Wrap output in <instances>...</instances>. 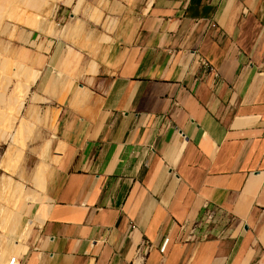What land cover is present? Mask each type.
<instances>
[{"label":"crops","instance_id":"1","mask_svg":"<svg viewBox=\"0 0 264 264\" xmlns=\"http://www.w3.org/2000/svg\"><path fill=\"white\" fill-rule=\"evenodd\" d=\"M17 40L19 264H264V0H62Z\"/></svg>","mask_w":264,"mask_h":264},{"label":"rangeland","instance_id":"2","mask_svg":"<svg viewBox=\"0 0 264 264\" xmlns=\"http://www.w3.org/2000/svg\"><path fill=\"white\" fill-rule=\"evenodd\" d=\"M61 1L0 0V237L8 242L4 245L5 259L3 255L0 260L5 264L17 258L16 249L26 234V223L18 213L29 180L24 164L28 146L22 142L29 124L23 107L31 85V70L35 72L20 61L25 57L17 39L20 32L39 29ZM28 18L36 20L34 29L20 23Z\"/></svg>","mask_w":264,"mask_h":264},{"label":"bare ground","instance_id":"3","mask_svg":"<svg viewBox=\"0 0 264 264\" xmlns=\"http://www.w3.org/2000/svg\"><path fill=\"white\" fill-rule=\"evenodd\" d=\"M40 0H36V2H39ZM43 1H48V2H52V3H54V2H56L57 0H43ZM48 2H47V4H48ZM28 8V7H27ZM2 10V9H1ZM0 10V14H2V12L3 11H1ZM4 10V9H3ZM29 19V18H28ZM36 20L34 19H32V20H21L20 21V23H22V24H26V26H31L32 28L33 27H36ZM38 24V23H37ZM40 26V25H39ZM39 28V27H38ZM34 29V28H33ZM12 152V151H11ZM9 153H10V151H9ZM11 155V154H10ZM42 172H44V171H42ZM44 175V174H43ZM39 176V175H38ZM40 177V176H39ZM41 178H42V176H41ZM39 180H40V178H39ZM38 185V184H37ZM23 234V233H22ZM2 237H4V236H2ZM2 237H0V258L2 257L3 258V255H4V258L3 259H5V255L7 254L5 251H4V245L6 244V246H7V244H8V242H7V240H6V242H5V239H3ZM16 241V240H15ZM12 246V245H11ZM14 249V248H13ZM9 250H11V249H9L8 248V250L7 251H9ZM14 251V250H13ZM9 253V252H8ZM8 256V255H7ZM7 260V259H6ZM1 261V260H0ZM1 263H2V261H1ZM0 263V264H1ZM3 263H4V261H3ZM2 263V264H3ZM11 263V262H10ZM5 264V263H4Z\"/></svg>","mask_w":264,"mask_h":264},{"label":"built area","instance_id":"4","mask_svg":"<svg viewBox=\"0 0 264 264\" xmlns=\"http://www.w3.org/2000/svg\"><path fill=\"white\" fill-rule=\"evenodd\" d=\"M209 219L210 220H213L214 219V215L213 214L209 215ZM11 264H19L18 259L17 258L16 259H13Z\"/></svg>","mask_w":264,"mask_h":264}]
</instances>
